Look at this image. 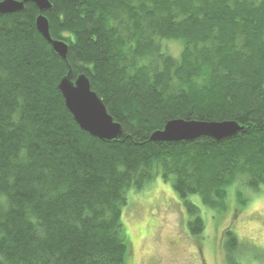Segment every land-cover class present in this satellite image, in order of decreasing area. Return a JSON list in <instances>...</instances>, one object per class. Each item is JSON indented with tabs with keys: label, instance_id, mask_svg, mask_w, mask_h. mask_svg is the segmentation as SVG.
Segmentation results:
<instances>
[{
	"label": "trees",
	"instance_id": "16d2710c",
	"mask_svg": "<svg viewBox=\"0 0 264 264\" xmlns=\"http://www.w3.org/2000/svg\"><path fill=\"white\" fill-rule=\"evenodd\" d=\"M49 1L44 15L67 61L38 32L33 0L0 15V264H129L128 191L158 176L196 237L205 223L191 197L225 213L236 186L240 212L247 193L264 189V0ZM70 72L90 80L122 126L119 140L79 128L58 89ZM175 120L233 121L245 132L151 140ZM223 248L227 264H244L232 226Z\"/></svg>",
	"mask_w": 264,
	"mask_h": 264
},
{
	"label": "rangeland",
	"instance_id": "374dc122",
	"mask_svg": "<svg viewBox=\"0 0 264 264\" xmlns=\"http://www.w3.org/2000/svg\"><path fill=\"white\" fill-rule=\"evenodd\" d=\"M166 47L175 56L181 52L179 43L169 42ZM247 196L249 201L239 212L234 186L225 213L203 206L197 196L191 197L201 208L205 223L203 235L196 237L188 228L189 215L172 182L158 176L142 190H129L123 211L131 246L129 264H227L223 235L231 226L240 242L238 260L255 264L253 251L264 254V189Z\"/></svg>",
	"mask_w": 264,
	"mask_h": 264
},
{
	"label": "water",
	"instance_id": "95a60500",
	"mask_svg": "<svg viewBox=\"0 0 264 264\" xmlns=\"http://www.w3.org/2000/svg\"><path fill=\"white\" fill-rule=\"evenodd\" d=\"M16 0H3L0 2V15H10L24 10L25 3ZM40 15L36 21L38 32L52 46L56 55L67 61L69 47L60 40H54L50 32V23L44 15L53 9L49 0H33ZM66 108L73 116L79 128L103 142L119 140L123 129L92 90L90 80L81 75L74 80L70 72L64 77L59 86ZM245 132L237 122L209 123L198 121L175 120L169 122L163 130L156 131L151 140L156 143H192L202 138H210L217 142L231 139L239 133Z\"/></svg>",
	"mask_w": 264,
	"mask_h": 264
}]
</instances>
